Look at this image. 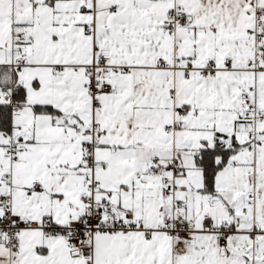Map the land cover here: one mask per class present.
<instances>
[{
  "label": "snow or ice",
  "instance_id": "snow-or-ice-1",
  "mask_svg": "<svg viewBox=\"0 0 264 264\" xmlns=\"http://www.w3.org/2000/svg\"><path fill=\"white\" fill-rule=\"evenodd\" d=\"M0 264H264V0H0Z\"/></svg>",
  "mask_w": 264,
  "mask_h": 264
}]
</instances>
